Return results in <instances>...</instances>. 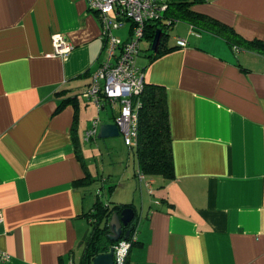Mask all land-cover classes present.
<instances>
[{
  "label": "crops",
  "instance_id": "1",
  "mask_svg": "<svg viewBox=\"0 0 264 264\" xmlns=\"http://www.w3.org/2000/svg\"><path fill=\"white\" fill-rule=\"evenodd\" d=\"M192 1L191 12L264 44V0H171ZM132 31L125 22L113 35L121 45ZM100 33L86 0H0V264H87L97 197L86 194L84 134L101 110L99 126L118 109L82 97L105 60ZM56 34L71 46L64 57ZM150 48L144 39L135 63L145 84L166 90L173 177L147 176L149 194L126 147L119 159L131 171L118 185L102 180L104 205L135 210L126 264H264V53L183 19L159 54Z\"/></svg>",
  "mask_w": 264,
  "mask_h": 264
},
{
  "label": "built area",
  "instance_id": "2",
  "mask_svg": "<svg viewBox=\"0 0 264 264\" xmlns=\"http://www.w3.org/2000/svg\"><path fill=\"white\" fill-rule=\"evenodd\" d=\"M88 9L100 16L103 52L105 60L91 74L89 85L82 92V97L93 103L99 112L105 105L117 104V114L113 124L118 128L119 136L128 148L136 147L138 111L141 107L139 100L145 82L141 69L136 67L135 60L140 54L139 44L145 38V25L162 19L167 5L161 0H86ZM125 22L133 24V31L129 40L119 45L113 31L122 28ZM167 25L173 24L166 21ZM176 45L185 47L184 40L177 39ZM52 47L55 55L64 57L70 50L64 38L52 36ZM99 119H95L91 128L84 134L85 141L96 137ZM134 181L152 193L151 180L137 166L134 170ZM137 242V225L132 227L127 240L120 239L114 243V264H126L133 244ZM7 256L0 252V263L6 261Z\"/></svg>",
  "mask_w": 264,
  "mask_h": 264
},
{
  "label": "trees",
  "instance_id": "3",
  "mask_svg": "<svg viewBox=\"0 0 264 264\" xmlns=\"http://www.w3.org/2000/svg\"><path fill=\"white\" fill-rule=\"evenodd\" d=\"M195 2L196 1L172 3L171 0H168V6L162 15V19L145 25L144 39L149 42L150 47L156 30L158 28L160 30V37L154 53L159 54L161 50V40L163 35H165V30H168L172 27L174 22L181 19L196 27L207 28L221 34L231 45L264 53V44L260 41H244L230 27L206 15L191 12L189 6ZM166 21H171L173 24L167 25ZM139 100L141 102V107L138 111L137 143L134 151L138 167L146 176L172 178L173 155L166 90L159 85L145 84ZM98 195L99 194H97V201L93 209L87 215L91 227L90 237H88L86 242L87 264H91V259L95 255L100 254L99 251L102 250V245L105 252H107L114 244L108 240L110 231L107 221L110 219L111 215L113 213H120L125 208L134 210L132 206L115 207L110 210L108 206L102 203ZM104 220L107 221L102 225ZM134 225L135 223L133 220L123 229L124 232L130 230L131 233ZM135 244H133V246Z\"/></svg>",
  "mask_w": 264,
  "mask_h": 264
},
{
  "label": "rangeland",
  "instance_id": "4",
  "mask_svg": "<svg viewBox=\"0 0 264 264\" xmlns=\"http://www.w3.org/2000/svg\"><path fill=\"white\" fill-rule=\"evenodd\" d=\"M161 3L167 5L166 0H161ZM175 23H177V21L174 22L173 25H175ZM169 36H170L169 38H171V33ZM143 41L140 42L139 47L143 43ZM136 64H139V62H136ZM108 108L110 107L108 106ZM112 108L113 111H115V109L117 108V104H112L110 109ZM97 117L98 119L100 118L102 119V110L100 111V114H97ZM84 147H86L88 150V153L87 155H85V158L87 159L86 164L88 165L91 175L90 183L86 187V194L93 197V199H96L97 194H99L98 195L99 198L102 199V201H104L108 195L106 196L107 192L102 188L103 187L102 180L109 178L110 183L118 185L119 183H121V177H120L121 170L125 171V166L126 165L130 166L129 161L125 162L123 161L124 159H122V161L119 159V157L121 156L119 152L123 151L126 148V146L123 143L122 137L118 136L115 138H107V139H98L97 137H95L93 138V141H91L90 144L84 145ZM130 159L132 160V158ZM118 161L120 164L118 163ZM120 166L122 167V169ZM127 169L131 171V167H128ZM125 182L126 180H124L122 184ZM106 184H105V188L107 189ZM151 189H152V185H151ZM125 196H126L125 193L121 195V197L123 198ZM118 204H120V202H118Z\"/></svg>",
  "mask_w": 264,
  "mask_h": 264
},
{
  "label": "water",
  "instance_id": "5",
  "mask_svg": "<svg viewBox=\"0 0 264 264\" xmlns=\"http://www.w3.org/2000/svg\"><path fill=\"white\" fill-rule=\"evenodd\" d=\"M160 37V30H157L154 34L153 40L151 42V51L156 50L158 40ZM119 136L118 128L115 124H101L99 126L97 138L107 139L115 138ZM134 210L131 208H125L120 213H113L109 220V231L108 240L111 243L118 242L120 239L127 240L130 234V230L124 232L126 228L134 219ZM91 264H114L113 261V248L110 247L108 252L100 253L95 255L91 259Z\"/></svg>",
  "mask_w": 264,
  "mask_h": 264
}]
</instances>
